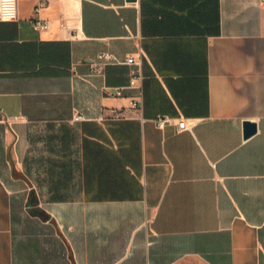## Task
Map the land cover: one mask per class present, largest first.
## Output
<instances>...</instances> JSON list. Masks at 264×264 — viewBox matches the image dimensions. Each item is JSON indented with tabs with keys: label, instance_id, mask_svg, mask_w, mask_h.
Instances as JSON below:
<instances>
[{
	"label": "crops",
	"instance_id": "crops-1",
	"mask_svg": "<svg viewBox=\"0 0 264 264\" xmlns=\"http://www.w3.org/2000/svg\"><path fill=\"white\" fill-rule=\"evenodd\" d=\"M39 1L0 20V264H264V0Z\"/></svg>",
	"mask_w": 264,
	"mask_h": 264
},
{
	"label": "built area",
	"instance_id": "built-area-1",
	"mask_svg": "<svg viewBox=\"0 0 264 264\" xmlns=\"http://www.w3.org/2000/svg\"><path fill=\"white\" fill-rule=\"evenodd\" d=\"M46 5L44 0H40L37 6L35 7V17L32 19V25L36 30H47L50 27V22L46 19H43L39 16L41 9ZM18 18V4L17 0H0V20H16ZM62 30H67L68 26L65 22L60 24ZM99 59L106 62H119L118 59L112 54L101 53ZM123 63L128 65H135L136 61L134 57H128ZM95 68L100 70L98 64H95ZM143 78L142 73L136 69H133L131 72L129 86H135ZM114 94L116 96H121L123 94V87L115 88ZM136 106V103H133ZM120 110H113L112 117H120ZM84 117L81 114L74 115V120L80 121ZM154 122L158 127L164 128L167 125H175L179 131H184L190 128L189 121L186 118H174L168 115H160L154 118Z\"/></svg>",
	"mask_w": 264,
	"mask_h": 264
},
{
	"label": "water",
	"instance_id": "water-1",
	"mask_svg": "<svg viewBox=\"0 0 264 264\" xmlns=\"http://www.w3.org/2000/svg\"><path fill=\"white\" fill-rule=\"evenodd\" d=\"M257 130V125L254 122L246 121L244 123V136L247 138L253 135Z\"/></svg>",
	"mask_w": 264,
	"mask_h": 264
}]
</instances>
